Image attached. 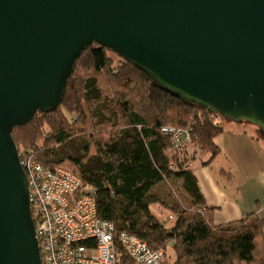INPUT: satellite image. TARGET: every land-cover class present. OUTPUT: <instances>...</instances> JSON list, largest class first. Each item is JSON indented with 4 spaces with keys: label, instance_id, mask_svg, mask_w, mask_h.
Here are the masks:
<instances>
[{
    "label": "water",
    "instance_id": "obj_1",
    "mask_svg": "<svg viewBox=\"0 0 264 264\" xmlns=\"http://www.w3.org/2000/svg\"><path fill=\"white\" fill-rule=\"evenodd\" d=\"M92 44L264 137V0H0V264H41L12 130L58 106Z\"/></svg>",
    "mask_w": 264,
    "mask_h": 264
},
{
    "label": "trees",
    "instance_id": "obj_2",
    "mask_svg": "<svg viewBox=\"0 0 264 264\" xmlns=\"http://www.w3.org/2000/svg\"><path fill=\"white\" fill-rule=\"evenodd\" d=\"M224 119L92 44L76 59L58 106L11 135L21 157L65 169L92 189L97 217L114 227L117 264H133L117 241L121 233L162 251L161 264H264L263 220L251 213L215 225L186 166L220 156ZM164 128L187 133L192 146L176 143ZM152 205L166 208L173 224L166 226Z\"/></svg>",
    "mask_w": 264,
    "mask_h": 264
},
{
    "label": "built area",
    "instance_id": "obj_3",
    "mask_svg": "<svg viewBox=\"0 0 264 264\" xmlns=\"http://www.w3.org/2000/svg\"><path fill=\"white\" fill-rule=\"evenodd\" d=\"M163 132L172 133L176 143L192 146L187 133ZM19 163L41 264H117L114 227L97 217L92 189L65 169H49L20 154ZM192 165L190 161L186 166ZM117 241L133 264H161L162 251H153L137 236L121 233Z\"/></svg>",
    "mask_w": 264,
    "mask_h": 264
},
{
    "label": "crops",
    "instance_id": "obj_4",
    "mask_svg": "<svg viewBox=\"0 0 264 264\" xmlns=\"http://www.w3.org/2000/svg\"><path fill=\"white\" fill-rule=\"evenodd\" d=\"M216 143L221 149L217 159L224 168L215 170L199 161L192 165V175L205 206L213 209V223L225 225L251 213L264 222V142L261 137L242 127L229 128L217 137Z\"/></svg>",
    "mask_w": 264,
    "mask_h": 264
},
{
    "label": "rangeland",
    "instance_id": "obj_5",
    "mask_svg": "<svg viewBox=\"0 0 264 264\" xmlns=\"http://www.w3.org/2000/svg\"><path fill=\"white\" fill-rule=\"evenodd\" d=\"M222 126L224 129H229V128H238V127H242L246 130H248L250 133L256 134L259 137H261L262 141L264 142V137L260 134V132L257 131L256 128H254L253 125L245 122V121H241V122H233L231 120L228 119H224L222 121ZM208 158V156H206ZM210 166L213 167V169L215 170H219L220 168H224L225 165L223 163H221L220 160H215L213 162H211L209 164ZM151 211L162 221L166 224V226H171L173 224V221H168L167 218L165 219L164 216H166V214L169 212L166 208L159 206V205H152L151 206Z\"/></svg>",
    "mask_w": 264,
    "mask_h": 264
}]
</instances>
